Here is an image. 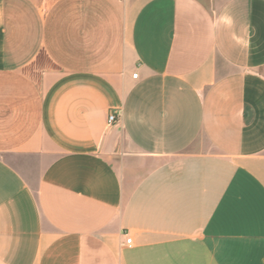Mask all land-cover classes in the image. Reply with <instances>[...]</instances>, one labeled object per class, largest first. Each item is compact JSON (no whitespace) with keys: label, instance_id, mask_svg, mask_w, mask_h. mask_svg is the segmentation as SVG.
<instances>
[{"label":"crops","instance_id":"obj_1","mask_svg":"<svg viewBox=\"0 0 264 264\" xmlns=\"http://www.w3.org/2000/svg\"><path fill=\"white\" fill-rule=\"evenodd\" d=\"M0 264H264V0H0Z\"/></svg>","mask_w":264,"mask_h":264},{"label":"built area","instance_id":"obj_2","mask_svg":"<svg viewBox=\"0 0 264 264\" xmlns=\"http://www.w3.org/2000/svg\"><path fill=\"white\" fill-rule=\"evenodd\" d=\"M137 73H133L132 76L136 77ZM116 112H109L107 115V123L111 124L116 121ZM124 236H126L124 240V244H130L131 243V237L127 236V233H123Z\"/></svg>","mask_w":264,"mask_h":264}]
</instances>
